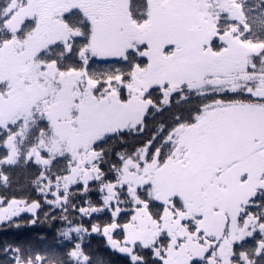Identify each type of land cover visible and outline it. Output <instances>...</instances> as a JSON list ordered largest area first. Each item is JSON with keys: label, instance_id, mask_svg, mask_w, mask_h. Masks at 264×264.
Segmentation results:
<instances>
[{"label": "snow or ice", "instance_id": "snow-or-ice-1", "mask_svg": "<svg viewBox=\"0 0 264 264\" xmlns=\"http://www.w3.org/2000/svg\"><path fill=\"white\" fill-rule=\"evenodd\" d=\"M0 264H264V0H0Z\"/></svg>", "mask_w": 264, "mask_h": 264}]
</instances>
